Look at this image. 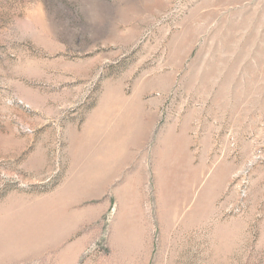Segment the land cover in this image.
<instances>
[{
	"label": "rangeland",
	"instance_id": "obj_1",
	"mask_svg": "<svg viewBox=\"0 0 264 264\" xmlns=\"http://www.w3.org/2000/svg\"><path fill=\"white\" fill-rule=\"evenodd\" d=\"M0 264H264V0H0Z\"/></svg>",
	"mask_w": 264,
	"mask_h": 264
}]
</instances>
